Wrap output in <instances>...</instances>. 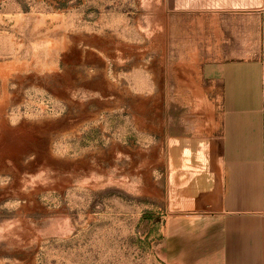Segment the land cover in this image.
<instances>
[{
  "label": "rangeland",
  "instance_id": "rangeland-1",
  "mask_svg": "<svg viewBox=\"0 0 264 264\" xmlns=\"http://www.w3.org/2000/svg\"><path fill=\"white\" fill-rule=\"evenodd\" d=\"M199 18L166 0H0V264H169L198 165L184 117L217 57Z\"/></svg>",
  "mask_w": 264,
  "mask_h": 264
},
{
  "label": "crops",
  "instance_id": "crops-1",
  "mask_svg": "<svg viewBox=\"0 0 264 264\" xmlns=\"http://www.w3.org/2000/svg\"><path fill=\"white\" fill-rule=\"evenodd\" d=\"M166 5L199 12L200 38L217 41L208 48L217 57L197 72L199 110L189 122L184 117L191 133L179 149L194 151L198 165L188 160L196 169L179 190L187 207L167 218V262L264 264V0ZM236 40L245 45L226 46ZM175 139L169 150L178 147Z\"/></svg>",
  "mask_w": 264,
  "mask_h": 264
}]
</instances>
